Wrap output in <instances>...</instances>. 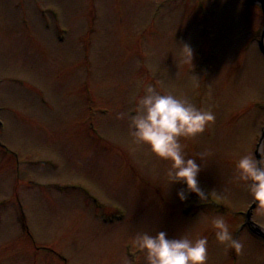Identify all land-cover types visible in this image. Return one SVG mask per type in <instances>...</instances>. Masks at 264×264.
Listing matches in <instances>:
<instances>
[{
	"label": "rangeland",
	"instance_id": "374dc122",
	"mask_svg": "<svg viewBox=\"0 0 264 264\" xmlns=\"http://www.w3.org/2000/svg\"><path fill=\"white\" fill-rule=\"evenodd\" d=\"M262 1L0 0V264H145L130 239L160 230L206 236L207 264H264L243 225L254 201L233 180L264 144ZM137 82L214 113L182 140L187 156L206 152L207 199L181 203L167 162L117 119ZM217 214L241 252L202 222ZM251 217L264 228V208Z\"/></svg>",
	"mask_w": 264,
	"mask_h": 264
},
{
	"label": "clouds",
	"instance_id": "9594fccd",
	"mask_svg": "<svg viewBox=\"0 0 264 264\" xmlns=\"http://www.w3.org/2000/svg\"><path fill=\"white\" fill-rule=\"evenodd\" d=\"M178 45L181 63L193 65L194 49L186 42ZM128 102L129 110L117 113V119H127L128 134L134 143L146 146L157 159L167 162L168 182L181 185L176 189V198L184 203L194 193L199 201L207 199L198 181L206 152L198 154L199 161L191 158L182 140L202 134L214 122V113L197 107L186 97L141 82L136 83ZM233 171V180L245 185L252 200L264 208V144L240 155ZM202 222L211 226L218 243L237 252L243 250V242L234 237L223 215L204 216ZM208 243L206 236L184 233L170 237L163 230L155 234L138 231L130 239L131 247L144 255L145 264H207Z\"/></svg>",
	"mask_w": 264,
	"mask_h": 264
},
{
	"label": "water",
	"instance_id": "95a60500",
	"mask_svg": "<svg viewBox=\"0 0 264 264\" xmlns=\"http://www.w3.org/2000/svg\"><path fill=\"white\" fill-rule=\"evenodd\" d=\"M253 2V0H251ZM262 4H263V1L262 0H259ZM264 6V5H263ZM264 138V132H263V135H262V139ZM258 204V202H254L253 206L251 207V210ZM250 210V211H251Z\"/></svg>",
	"mask_w": 264,
	"mask_h": 264
}]
</instances>
